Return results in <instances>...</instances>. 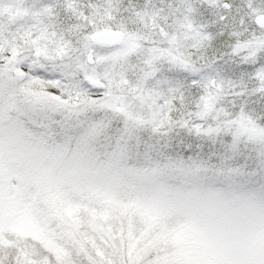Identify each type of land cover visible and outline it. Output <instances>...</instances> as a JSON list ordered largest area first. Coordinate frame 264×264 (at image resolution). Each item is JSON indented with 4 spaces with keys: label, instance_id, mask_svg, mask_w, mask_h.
<instances>
[{
    "label": "snow or ice",
    "instance_id": "6c2138e0",
    "mask_svg": "<svg viewBox=\"0 0 264 264\" xmlns=\"http://www.w3.org/2000/svg\"><path fill=\"white\" fill-rule=\"evenodd\" d=\"M0 264H264V0H0Z\"/></svg>",
    "mask_w": 264,
    "mask_h": 264
}]
</instances>
